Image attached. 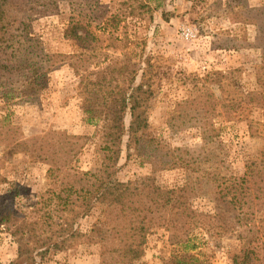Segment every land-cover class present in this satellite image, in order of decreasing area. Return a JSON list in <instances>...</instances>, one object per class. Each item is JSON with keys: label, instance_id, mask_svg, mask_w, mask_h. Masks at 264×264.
<instances>
[{"label": "rangeland", "instance_id": "rangeland-1", "mask_svg": "<svg viewBox=\"0 0 264 264\" xmlns=\"http://www.w3.org/2000/svg\"><path fill=\"white\" fill-rule=\"evenodd\" d=\"M103 1L109 0H100V3ZM71 11L62 3L56 10L32 17L31 26L44 48L59 55L56 68L48 73L46 86L40 92V101H0V213L8 208L13 210L9 223H0V264H116L110 259L102 261L103 247L98 235L84 236L63 250L50 247L41 254L44 248H33L31 238L25 236L20 240L19 234L14 233L21 232L27 216L34 220L37 213H32L33 208L40 202L48 203L50 191L70 180L73 171L85 174L100 166L101 153L92 143L97 126L82 119L92 93L79 83L85 71L81 68L77 75L72 69L74 55L81 47L75 38L65 35L66 32L69 35L74 23L83 26L90 19L81 14L76 17L72 12L70 23ZM163 11L169 12L168 19H164ZM107 16L102 17L103 24ZM98 21L91 19L92 29L95 30L93 26ZM143 24L138 28L142 31L141 38L134 36L131 25L124 29L121 24L112 34L115 41L107 38L111 31L108 27L103 41L97 44L102 48L115 43L116 47L102 49V56L105 55L100 66L89 68L95 71L93 81L103 75L109 80L114 73L112 64H107L110 58L125 55L128 61L134 62L135 58L144 66L140 57L151 56L153 77L149 82L154 95L147 112V138L142 141L141 150H137L134 141L127 134L123 136L116 177L140 186L174 188L186 184V170L161 166L147 140L155 136L172 147L198 149L201 146L200 123H192L189 113L191 110L195 113V107L201 106L205 98L197 91L201 78L217 77L215 71L227 72V76L220 78L226 84V87L220 86L224 96L235 89L250 112L243 118L234 117L227 108L217 105V111L208 113L207 117L211 120L212 116L221 125L220 134L205 145L204 151L223 159L226 168L236 176L262 174L264 135L252 134L248 124L251 123L254 132L256 129L264 132V85L258 84L254 69L264 51V0H166L165 6L153 11L152 18L146 17ZM232 69L236 70L230 74L228 71ZM141 80L139 71L135 83ZM207 85L211 88L212 83ZM104 92L105 88L99 87L94 95ZM218 112L221 114L217 116ZM124 120L127 129L131 121L129 108ZM170 122L174 128H170ZM213 191V196L195 197L194 207L209 214L221 209L222 197L216 198ZM107 203L104 198L97 200L92 210L82 216H76L75 209H67L62 223L89 234L92 225L103 220L102 211ZM169 215L168 206L158 209L144 255L131 264H167L176 249L183 256L191 255L205 264H233L235 254H244L254 246L252 237L245 231L217 232L211 223L194 228L190 242L178 246L169 239ZM35 218H39L38 214ZM41 220L34 226L28 224V228L36 229L38 234L41 228L47 232L55 229V224L50 227ZM260 258V264H264V254Z\"/></svg>", "mask_w": 264, "mask_h": 264}, {"label": "trees", "instance_id": "trees-1", "mask_svg": "<svg viewBox=\"0 0 264 264\" xmlns=\"http://www.w3.org/2000/svg\"><path fill=\"white\" fill-rule=\"evenodd\" d=\"M109 1L100 3V0H0V101L6 103L14 99L40 101V92L46 86L48 73L56 68L59 55L47 51L40 36L34 33L31 26L33 15L46 14L58 9L63 3L76 17L81 14L90 19L83 26L74 23L69 29V35L67 32L65 35L75 38L81 47V51L74 55L76 60L72 69L77 75H80L81 68L85 71L79 83L85 91L92 94L82 119L97 126L92 143L101 153L99 168L85 174L73 171L70 180L50 191L48 203L40 202L39 206L33 208L32 213L36 212L39 218H35L37 214L34 220H30V215L27 216L24 218L25 226L23 224L19 230L21 232L16 230L14 233L19 234L20 240L25 236L31 238L33 248H44L41 254L50 247L63 250L75 242H80L84 236L98 235V242L103 247L102 261L110 259L116 264H131L144 255L147 237L154 227L156 212L165 205L170 208L167 227L172 243L178 246L189 243L192 230L200 224L211 223L217 232L239 229L252 237L254 246L244 254H235L233 264H260V256L264 254V172L257 176H248L247 173L236 176L226 168L223 159L204 151L205 145L213 142L220 134L221 125H217L212 116L211 120L207 117L208 113H215L217 105L223 109L227 108L234 117L243 118L250 112V107L235 89L230 90L232 94L227 93L224 96L220 86L223 84V87H226V84L224 86L220 78L227 76V72L215 71L213 73L217 77L208 75L201 78V86L197 88L199 95L205 98L201 106L195 107V113L191 110L189 115L190 121H199L200 124L197 125L202 129L203 143L198 149L187 146L172 147L162 138L155 136H149L147 140L153 149L155 160L161 166L182 167L186 170L185 185L174 188H163L159 185L140 186L120 181L116 177L123 136L127 134L134 141L137 150H141V143L147 138V112L154 95V88L149 82L153 77L151 56L141 59L139 53V61L143 62L144 66L136 62L135 58L134 62L130 59L128 61L125 55L121 58H110L107 64H112L114 73L109 80L103 75L96 76L93 81L91 77L95 71L89 68L100 66L103 60L101 57L105 55L103 53L102 56V49L107 46L116 47L115 43L102 48L97 44L103 41V33L108 27H111V31L107 38L112 41L116 39L112 36L114 29L121 24L124 29L131 25L134 36L141 38L142 31H138V28L144 26L143 20L146 17L152 18V12L163 8L166 0ZM106 3L108 4L105 5ZM77 9L80 13L76 12ZM73 13L70 15V23L73 21ZM162 14L164 19L169 18L168 11H163ZM104 15L108 16L103 24ZM91 19H99L96 26H93L95 30L92 29ZM254 69L258 84L264 85V51ZM235 70L228 72L231 74ZM139 71L142 80L135 83ZM207 82L212 83L211 88ZM99 87H104L105 92L94 95ZM128 108L131 121L126 129L124 117ZM220 114L221 112L216 113L217 116ZM183 123L184 121L177 127H181ZM169 125L174 128L173 123L170 122ZM248 128L252 134L264 135L260 129L254 132L251 123ZM261 163L264 166V149ZM213 190L216 198L222 197L220 200L223 202V209L219 208L209 214L194 207L195 197L213 196ZM103 198L108 200L106 208L102 211L103 220L93 224L89 234L62 223V216L67 209H75L76 216H82L88 214L95 202ZM8 209L0 213V223L8 224L11 220L13 210ZM53 217H56V221ZM40 219L50 224V227L55 224V229L47 232L45 228H41L38 234L36 229L28 228V224L34 226ZM19 251L21 255L22 250ZM167 264L205 263L191 255L183 256L181 251L176 249Z\"/></svg>", "mask_w": 264, "mask_h": 264}]
</instances>
